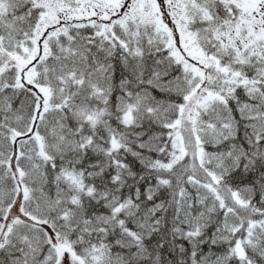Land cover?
I'll list each match as a JSON object with an SVG mask.
<instances>
[{
	"label": "snow or ice",
	"instance_id": "1",
	"mask_svg": "<svg viewBox=\"0 0 264 264\" xmlns=\"http://www.w3.org/2000/svg\"><path fill=\"white\" fill-rule=\"evenodd\" d=\"M0 264H264V0H0Z\"/></svg>",
	"mask_w": 264,
	"mask_h": 264
}]
</instances>
